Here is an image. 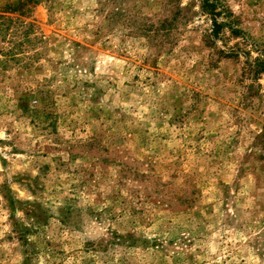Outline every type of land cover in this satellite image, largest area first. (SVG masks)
Returning <instances> with one entry per match:
<instances>
[{"label": "rangeland", "instance_id": "1", "mask_svg": "<svg viewBox=\"0 0 264 264\" xmlns=\"http://www.w3.org/2000/svg\"><path fill=\"white\" fill-rule=\"evenodd\" d=\"M214 1L0 0V264H264V0Z\"/></svg>", "mask_w": 264, "mask_h": 264}, {"label": "trees", "instance_id": "2", "mask_svg": "<svg viewBox=\"0 0 264 264\" xmlns=\"http://www.w3.org/2000/svg\"><path fill=\"white\" fill-rule=\"evenodd\" d=\"M216 6L217 5H216L214 0H202L203 12L207 13L211 17L212 35L214 37H217L219 35V33L221 32L222 28L226 26L223 23L217 22L216 16L219 15V13L215 12ZM261 62H263V61H261ZM261 71L264 72V67H262Z\"/></svg>", "mask_w": 264, "mask_h": 264}]
</instances>
